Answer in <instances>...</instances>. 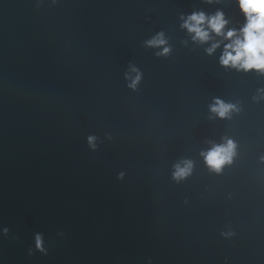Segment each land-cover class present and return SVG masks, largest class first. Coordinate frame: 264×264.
Here are the masks:
<instances>
[{"label":"water","instance_id":"1","mask_svg":"<svg viewBox=\"0 0 264 264\" xmlns=\"http://www.w3.org/2000/svg\"><path fill=\"white\" fill-rule=\"evenodd\" d=\"M217 11L245 23L237 0H0V264H264V75L181 28Z\"/></svg>","mask_w":264,"mask_h":264},{"label":"clouds","instance_id":"2","mask_svg":"<svg viewBox=\"0 0 264 264\" xmlns=\"http://www.w3.org/2000/svg\"><path fill=\"white\" fill-rule=\"evenodd\" d=\"M206 2L212 3L213 0H206ZM237 3L245 20L238 30L234 28L225 30L229 21L221 11L213 15L194 12L187 17L182 16L181 28L187 31L194 43L206 44L212 41L211 46L206 48L208 55H212L223 44V53L220 57V64L223 67L245 73L256 71L264 75V0H237ZM214 37L220 39L214 40ZM146 44L149 47H162L167 44V41L163 33H159ZM169 51L168 47H164L163 53L159 54L166 55ZM131 71L136 75L134 79L131 76L128 77L131 81L129 87L135 89L140 81V75L135 68ZM234 110L233 105L219 99L210 106V112L221 119L229 118ZM93 139L89 138L90 144ZM235 147L231 140H227L224 144L213 146L210 151L201 155L210 170L219 172L225 164L232 162ZM175 167L174 178L180 180L191 173L192 164L190 161H184L183 166L178 164ZM35 241L37 249L43 251L42 237L37 235Z\"/></svg>","mask_w":264,"mask_h":264}]
</instances>
